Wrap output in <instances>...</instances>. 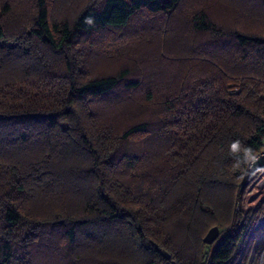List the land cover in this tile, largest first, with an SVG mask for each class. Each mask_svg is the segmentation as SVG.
Masks as SVG:
<instances>
[{"label": "trees", "instance_id": "1", "mask_svg": "<svg viewBox=\"0 0 264 264\" xmlns=\"http://www.w3.org/2000/svg\"><path fill=\"white\" fill-rule=\"evenodd\" d=\"M262 137L264 0H0V264H229Z\"/></svg>", "mask_w": 264, "mask_h": 264}, {"label": "built area", "instance_id": "2", "mask_svg": "<svg viewBox=\"0 0 264 264\" xmlns=\"http://www.w3.org/2000/svg\"><path fill=\"white\" fill-rule=\"evenodd\" d=\"M245 174L248 175L247 184L241 197L236 198L233 209L241 220L243 233L229 264H264V137L261 149L250 156ZM231 230L229 226L225 234ZM258 237L259 248H248V242L251 240L255 244Z\"/></svg>", "mask_w": 264, "mask_h": 264}, {"label": "water", "instance_id": "3", "mask_svg": "<svg viewBox=\"0 0 264 264\" xmlns=\"http://www.w3.org/2000/svg\"><path fill=\"white\" fill-rule=\"evenodd\" d=\"M219 235H220L219 227L218 226H213L204 235L202 241H203V243H205L207 245H211V244H213L215 242V240L219 237ZM158 252L166 260L170 259V254L166 250L158 248ZM171 263L172 264H176L175 261H171Z\"/></svg>", "mask_w": 264, "mask_h": 264}, {"label": "rangeland", "instance_id": "4", "mask_svg": "<svg viewBox=\"0 0 264 264\" xmlns=\"http://www.w3.org/2000/svg\"><path fill=\"white\" fill-rule=\"evenodd\" d=\"M227 229H228V226H226V227H219L220 235H219V237L215 240V243L218 242V240H220L221 237H223V235L225 234V232H226ZM259 239H260L259 237L256 238V243H255L256 245L253 244V243H252L253 241L250 240V241L248 242L247 247H248V248H251V247H253V246H256V248H259V246L261 245ZM248 248H247V249H248ZM209 251H210V248H209L208 251H206V255H207V253H209Z\"/></svg>", "mask_w": 264, "mask_h": 264}]
</instances>
